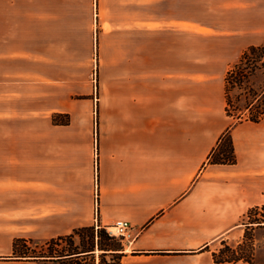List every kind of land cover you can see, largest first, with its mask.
Here are the masks:
<instances>
[{
  "label": "crops",
  "instance_id": "crops-1",
  "mask_svg": "<svg viewBox=\"0 0 264 264\" xmlns=\"http://www.w3.org/2000/svg\"><path fill=\"white\" fill-rule=\"evenodd\" d=\"M24 5L14 15L20 45L0 43L1 220L19 237L30 232L40 240L127 221L134 240L122 245L119 264H209L206 249L264 205V118L237 123L227 116L225 83L229 65L264 46V0L148 2L141 17L133 0ZM235 12L257 25L214 24L236 21ZM101 22H125L126 40L114 48L119 55L97 99L90 60ZM134 22L152 28L135 30ZM182 23L232 31L226 38L236 46L229 53L199 47L206 37L182 31ZM9 53L14 61L7 63ZM7 101L20 112L12 117L22 119L12 142ZM56 114L69 123L54 125ZM228 129L236 163L209 164Z\"/></svg>",
  "mask_w": 264,
  "mask_h": 264
},
{
  "label": "rangeland",
  "instance_id": "rangeland-1",
  "mask_svg": "<svg viewBox=\"0 0 264 264\" xmlns=\"http://www.w3.org/2000/svg\"><path fill=\"white\" fill-rule=\"evenodd\" d=\"M108 1V0H107ZM120 2V0H112V2L116 3ZM134 1V16L141 17L143 14L142 8L146 3L154 2L159 3L163 0H133ZM25 0H0V30L2 33L0 34V43L3 46V49L8 47L15 46V36H14V15L15 8L18 4V10L21 8L22 10H28V6L24 5ZM120 4V3H119ZM21 5V7H20ZM118 5V4H115ZM114 6V5H113ZM243 8L242 5H223L224 8L234 7V8ZM232 17L236 21H225V22H215L214 24L217 26H221L222 28L231 29L232 27H238L242 30L249 31V27L253 26L257 23L246 22L248 20L247 15L241 12L232 13ZM246 19V20H245ZM257 22V21H256ZM159 24H157L158 26ZM151 23L147 22H134V29H145L152 28ZM172 26V25H171ZM159 27V26H158ZM182 31H188L194 33V35L206 37L207 43H202V38H198V46H211L215 49V51H220L222 53H229L233 51L234 43L232 41H227L226 37H233L229 35L232 31L225 32H217L208 29H200L198 27L192 26L190 24H179L177 25ZM98 29L101 30V34L98 37L97 47L95 44V49L93 52V56L90 60L91 65V83L93 87H97V92L95 94L96 98L99 99V89L101 86V79L107 76L109 62L114 57L118 56V51L114 49L115 47H120L125 45L126 40V23L125 22H101L98 24ZM232 30V29H231ZM99 34V33H98ZM206 35V36H204ZM27 39L24 36L22 37V45L24 46V40ZM2 41V42H1ZM21 38L19 37L18 43L20 45ZM253 43L257 45V39L253 40ZM21 45V46H22ZM241 45V44H240ZM238 45V47L240 46ZM244 45V44H243ZM242 45V46H243ZM13 53H9L6 56L7 63L13 62L14 58ZM18 56V55H17ZM22 60L18 65L22 66L18 69L22 71V73L27 72V64L29 62V54L22 55ZM238 61L236 60L234 63L229 65L226 69V73L233 70L234 65ZM19 66V67H20ZM14 69V68H13ZM247 67H245V70ZM29 74V73H27ZM264 74L257 77V70L250 75L246 83L242 86V88H238L231 84V82L227 85V98L230 104V115L233 116V120L238 122L237 117L240 115L241 121L247 120L249 118V112L246 109L248 105L251 103H255L254 99L257 96V89L259 88L262 78ZM18 100H20V96H17ZM94 99V93H93ZM19 102V101H18ZM15 103L13 101H7V121H6V131H7V142H12L14 140V125H19L20 120L22 119H14L12 116L15 115ZM13 105V107H12ZM252 112L254 113L253 109ZM20 116V112L16 113ZM67 115H53L51 117V121L54 125H58L61 121H65ZM69 123V117H68ZM61 126V125H60ZM249 217L247 215L246 220L239 225V227L230 233L226 238L218 239L214 242L209 248L206 249L207 252L210 253L211 258L209 259V264H216L213 260V255L218 257V260H230L233 257H242L247 260H251L253 264H264V205L261 207H257V210L251 211ZM3 216H0V264H14V262H18V264H111L113 262L118 261L117 255H112V253H104L100 251L99 245H104L105 247H110L113 245H123L125 242H120L118 239L111 238L108 236L105 230L100 229H88L81 231L79 233L81 240L79 237H74V246L69 244V241L63 238L62 241L55 242L49 246V249L52 251H60L63 250L65 253L67 252H82L87 250H94V252L89 253L86 257H79L78 260H66V259H55V260H16L13 258L12 245L13 242L17 239L31 240L35 251L41 252L42 249H46L44 247V242L50 240H40L37 238H32L28 236L30 232H26L27 236L19 237V232L15 230V227L12 226L8 221L6 222ZM7 217V216H6ZM263 220V223L251 224L255 220ZM258 222V221H257ZM93 230V231H92ZM71 235V234H70ZM69 235V236H70ZM58 239V238H56ZM54 239V240H56ZM82 241V242H81ZM47 247V246H46ZM123 247V246H122ZM76 248L78 250H76ZM221 264H248L243 261L237 263H221Z\"/></svg>",
  "mask_w": 264,
  "mask_h": 264
},
{
  "label": "trees",
  "instance_id": "trees-1",
  "mask_svg": "<svg viewBox=\"0 0 264 264\" xmlns=\"http://www.w3.org/2000/svg\"><path fill=\"white\" fill-rule=\"evenodd\" d=\"M245 67L247 69L245 70ZM257 70V77L264 74V46H258V47H250L248 48L240 57L238 62L234 65L233 70L228 72L225 83H226V114L229 117H232L230 115V104L229 100L227 98V85L231 82L232 85L242 88V86L246 83L250 75H252ZM254 104L251 103L246 107V109L249 112V118L247 121L251 122H260L264 118V77L262 78L261 84L259 88L257 89V96L254 99ZM252 109L254 113L252 112ZM239 120L237 123L242 122L240 115L237 117ZM68 124V117H66L65 121H61L58 125H67ZM236 163L235 156H234V150L232 145V140L230 137V129H228L219 139L217 147L211 152L209 156V164L211 165H234ZM249 217V214H248ZM264 219V217H262ZM258 221V222H257ZM257 223H263V220H255L251 224ZM93 229V228H86V229H79L75 230L70 236L65 237L66 240L69 241V244L71 246H74L73 240L74 237H79V233L84 230ZM93 231V230H92ZM102 231V230H101ZM63 238H58L56 240H50L44 242V247L46 249H42L41 252L35 251L33 246H30V244H33L31 240H24V239H17L13 242L12 245V252H13V258L16 260H55V259H66V260H78L79 257H86L89 253L94 252V250H87L82 252H67L65 253L63 250L60 251H52L49 249V246L52 244H55V242L62 241ZM82 242V241H81ZM47 246V247H46ZM100 251H102L105 255V253H112V255H117L118 261L113 262L111 264H119L121 259V252L123 250V247L119 244L113 245L110 247H105L104 245H99ZM76 250H78L76 248ZM213 260L216 264L221 263H237L240 261H243L248 264H253L251 260H247L242 257H233L232 259L218 260V257L216 255H213Z\"/></svg>",
  "mask_w": 264,
  "mask_h": 264
},
{
  "label": "built area",
  "instance_id": "built-area-1",
  "mask_svg": "<svg viewBox=\"0 0 264 264\" xmlns=\"http://www.w3.org/2000/svg\"><path fill=\"white\" fill-rule=\"evenodd\" d=\"M97 172V169H96ZM108 236L118 239L120 242H132L134 240V231L131 224L127 221H116L112 226L104 229Z\"/></svg>",
  "mask_w": 264,
  "mask_h": 264
}]
</instances>
